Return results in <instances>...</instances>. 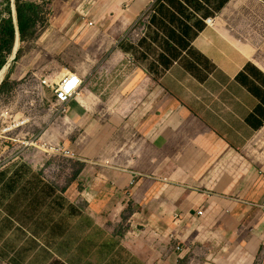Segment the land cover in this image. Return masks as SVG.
Here are the masks:
<instances>
[{"label":"crops","instance_id":"obj_1","mask_svg":"<svg viewBox=\"0 0 264 264\" xmlns=\"http://www.w3.org/2000/svg\"><path fill=\"white\" fill-rule=\"evenodd\" d=\"M37 2L50 9L37 39L80 55L51 81L74 72L99 89L97 116L84 90L65 106L83 124V169L63 195L116 240L101 264L120 251V264H256L264 0Z\"/></svg>","mask_w":264,"mask_h":264},{"label":"rangeland","instance_id":"obj_2","mask_svg":"<svg viewBox=\"0 0 264 264\" xmlns=\"http://www.w3.org/2000/svg\"><path fill=\"white\" fill-rule=\"evenodd\" d=\"M21 1L37 6L32 19L35 36H39L48 25L49 7L37 0ZM10 18L18 26L16 0H0V52L4 44L2 28ZM37 38L22 40L19 36L18 50L0 84V171L13 164L26 163L46 183L58 188L57 197L64 198L66 187L83 169V163L74 158L72 151L82 141L83 124L81 119H68L66 108L58 105L53 90L42 86L41 81L57 67L73 63L80 55L72 54L73 51L67 54L66 47L58 54H50L52 41ZM14 41L11 53H4L5 63L13 53ZM21 66L23 73L16 76ZM83 90L92 97L97 116L99 89H86L83 84L80 92ZM55 200L57 204L50 213L63 218L60 225L63 230L58 235L61 238L49 239L48 246L35 249L29 234L16 231L15 226L1 225L0 264H101L106 259L116 240L92 226L82 212L83 204L71 206L67 200ZM126 258V252L120 251L116 264ZM256 264H264V248Z\"/></svg>","mask_w":264,"mask_h":264},{"label":"trees","instance_id":"obj_3","mask_svg":"<svg viewBox=\"0 0 264 264\" xmlns=\"http://www.w3.org/2000/svg\"><path fill=\"white\" fill-rule=\"evenodd\" d=\"M16 3L18 30L22 40L37 38L34 30L35 21L32 19L37 6L21 0H16ZM2 33L4 44L0 52V69L5 65V54L11 53L12 42L16 40V28L11 18L5 21ZM11 170L13 171L10 172ZM58 191L56 186L46 183L40 174L34 173L31 166L26 163L13 164L1 170L0 226H15L16 231L30 235L35 242V249L36 246L39 249L43 246L45 248L48 246V240H56L63 230L60 227L63 221L61 215L50 213L57 204L56 200L53 201L54 198L66 201L65 197H57ZM63 206L62 204L60 208ZM57 218L61 219L57 221ZM58 238H61V235Z\"/></svg>","mask_w":264,"mask_h":264},{"label":"built area","instance_id":"obj_4","mask_svg":"<svg viewBox=\"0 0 264 264\" xmlns=\"http://www.w3.org/2000/svg\"><path fill=\"white\" fill-rule=\"evenodd\" d=\"M143 17L146 16L144 15ZM55 80L52 82L49 76L44 77L41 85L52 89L58 105L63 107L80 91L84 82L82 77L74 72L63 74L58 81ZM200 214H202L201 211Z\"/></svg>","mask_w":264,"mask_h":264},{"label":"bare ground","instance_id":"obj_5","mask_svg":"<svg viewBox=\"0 0 264 264\" xmlns=\"http://www.w3.org/2000/svg\"><path fill=\"white\" fill-rule=\"evenodd\" d=\"M16 38H17V39H16L17 42H16V45H15V48H13V53L11 54V56H10L8 62L5 63V65L0 69V84L2 83L4 77H5L6 73H7V70H8V68H9V66H10L11 61H12V60L14 59V57H15V56H14V53L17 52V50H18V46H19L18 36H17Z\"/></svg>","mask_w":264,"mask_h":264},{"label":"water","instance_id":"obj_6","mask_svg":"<svg viewBox=\"0 0 264 264\" xmlns=\"http://www.w3.org/2000/svg\"><path fill=\"white\" fill-rule=\"evenodd\" d=\"M15 35L18 36V38H19V31H16ZM15 54H16V52L14 53V56H15Z\"/></svg>","mask_w":264,"mask_h":264}]
</instances>
